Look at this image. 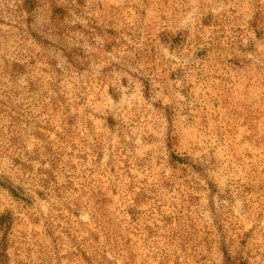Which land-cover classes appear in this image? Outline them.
Here are the masks:
<instances>
[{"label":"rangeland","instance_id":"rangeland-1","mask_svg":"<svg viewBox=\"0 0 264 264\" xmlns=\"http://www.w3.org/2000/svg\"><path fill=\"white\" fill-rule=\"evenodd\" d=\"M28 1L0 0V264H264V0Z\"/></svg>","mask_w":264,"mask_h":264},{"label":"trees","instance_id":"trees-1","mask_svg":"<svg viewBox=\"0 0 264 264\" xmlns=\"http://www.w3.org/2000/svg\"><path fill=\"white\" fill-rule=\"evenodd\" d=\"M27 2L29 3V1L27 0ZM58 10V9H57ZM170 160L173 162V163H177V164H187V165H192V164H190L189 162H190V160L187 158V157H185V156H180V155H178V154H175V153H170ZM193 167V166H192ZM10 189V191L12 192V194L13 195H17L16 194V192L14 191V189L13 188H9ZM7 217H9V219H10V215H8V214H6V215H4V214H2L1 216H0V226H2V225H4V223L6 222V220H7ZM2 246H0V258L2 259V260H4L2 257H4V253L1 251L2 250ZM5 258V257H4ZM2 260H0V261H2ZM236 259H234V261H235ZM237 262L235 263V262H231V263H234V264H247V262L246 261H244V260H236Z\"/></svg>","mask_w":264,"mask_h":264}]
</instances>
